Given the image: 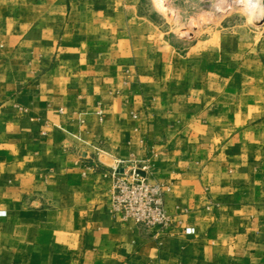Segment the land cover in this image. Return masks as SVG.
Wrapping results in <instances>:
<instances>
[{"label":"crops","instance_id":"1","mask_svg":"<svg viewBox=\"0 0 264 264\" xmlns=\"http://www.w3.org/2000/svg\"><path fill=\"white\" fill-rule=\"evenodd\" d=\"M119 159L171 226L114 214ZM0 264H264V31L182 49L145 0H0Z\"/></svg>","mask_w":264,"mask_h":264},{"label":"rangeland","instance_id":"2","mask_svg":"<svg viewBox=\"0 0 264 264\" xmlns=\"http://www.w3.org/2000/svg\"><path fill=\"white\" fill-rule=\"evenodd\" d=\"M145 2L153 11L161 30L182 49L212 44L223 36L236 35L243 41H254L264 31V7H259L254 15L244 0H231L227 4H220V0Z\"/></svg>","mask_w":264,"mask_h":264},{"label":"built area","instance_id":"3","mask_svg":"<svg viewBox=\"0 0 264 264\" xmlns=\"http://www.w3.org/2000/svg\"><path fill=\"white\" fill-rule=\"evenodd\" d=\"M126 163L127 160L119 159L112 170L114 214L123 220L132 219L145 229L171 226L173 219L166 208V196L171 187L150 180L148 162L135 163L129 170L125 168Z\"/></svg>","mask_w":264,"mask_h":264},{"label":"bare ground","instance_id":"4","mask_svg":"<svg viewBox=\"0 0 264 264\" xmlns=\"http://www.w3.org/2000/svg\"><path fill=\"white\" fill-rule=\"evenodd\" d=\"M220 1H221L220 4H225V3L227 4V2H229L231 0H220ZM244 1L248 2L246 4V6L249 8L250 12L253 13L254 15H255V11L258 10L259 7L260 8H261V6L264 7V0H244ZM256 14H258V13H256Z\"/></svg>","mask_w":264,"mask_h":264},{"label":"water","instance_id":"5","mask_svg":"<svg viewBox=\"0 0 264 264\" xmlns=\"http://www.w3.org/2000/svg\"><path fill=\"white\" fill-rule=\"evenodd\" d=\"M264 16V15H263Z\"/></svg>","mask_w":264,"mask_h":264}]
</instances>
